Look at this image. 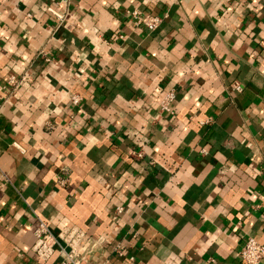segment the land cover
Returning a JSON list of instances; mask_svg holds the SVG:
<instances>
[{"label":"crops","instance_id":"1","mask_svg":"<svg viewBox=\"0 0 264 264\" xmlns=\"http://www.w3.org/2000/svg\"><path fill=\"white\" fill-rule=\"evenodd\" d=\"M36 218L84 230L88 264L264 245V0H0V264H57Z\"/></svg>","mask_w":264,"mask_h":264},{"label":"built area","instance_id":"2","mask_svg":"<svg viewBox=\"0 0 264 264\" xmlns=\"http://www.w3.org/2000/svg\"><path fill=\"white\" fill-rule=\"evenodd\" d=\"M129 14L132 22L136 26H142L147 30H155L162 18L152 13H142L137 9H131ZM12 78L9 79L13 83ZM230 87L236 91H241L242 87L239 83L233 82ZM174 94L172 91L165 94L160 102L161 110H168L170 102L173 100ZM78 97L72 95L70 102L78 103ZM204 153V151H202ZM136 157H142L141 150L133 152ZM60 186H66L69 182L67 170L62 169L56 180ZM121 208H117L119 211ZM32 234L34 241L32 251L39 259H47L53 254H57V264H88L87 255L82 249V244L85 238V232L76 226L62 227L58 232L54 233L48 222L40 218H36L32 225ZM124 249L123 246H116L115 252L120 254ZM236 256L244 264H260L264 258V245L252 236H247L243 239ZM212 261V260H210Z\"/></svg>","mask_w":264,"mask_h":264}]
</instances>
